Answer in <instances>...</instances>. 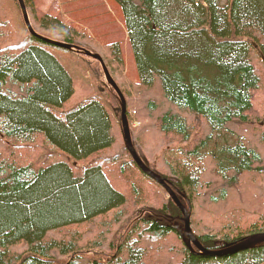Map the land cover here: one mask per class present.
Wrapping results in <instances>:
<instances>
[{
  "label": "trees",
  "instance_id": "16d2710c",
  "mask_svg": "<svg viewBox=\"0 0 264 264\" xmlns=\"http://www.w3.org/2000/svg\"><path fill=\"white\" fill-rule=\"evenodd\" d=\"M115 1L138 70L136 101L151 120L152 148L156 138L160 147L171 137L156 160L130 130L137 154L170 179L192 216L195 202L228 218L231 203L239 206V219L223 226L219 216L213 218L219 226L194 219L204 249L264 232V139L253 145L249 131L238 130L250 124L264 75V0ZM23 2L35 34L19 0H0V264L264 263V242L220 255L184 244L180 208L129 154L120 98L101 63L84 52L101 55L129 99L119 43L103 52L73 26L38 12L33 0ZM158 91L160 106L148 95ZM12 146L33 147L40 159L16 157ZM133 170L162 187L165 202L144 205L140 189L126 181ZM205 175L213 180L207 186ZM246 182H253L251 190L260 186L250 198ZM251 211L262 214L241 226L250 217L241 214ZM97 231L105 235L100 240Z\"/></svg>",
  "mask_w": 264,
  "mask_h": 264
},
{
  "label": "rangeland",
  "instance_id": "374dc122",
  "mask_svg": "<svg viewBox=\"0 0 264 264\" xmlns=\"http://www.w3.org/2000/svg\"><path fill=\"white\" fill-rule=\"evenodd\" d=\"M221 1L223 3L224 0ZM54 3L55 4L53 5V7L51 6L50 8L47 9V11L50 12V15L56 17L58 16V18L61 19L63 22L73 26L79 33H83L85 36H87L94 45L101 47L102 49L100 50H102L103 52H104L103 47L105 45L110 44L111 42L119 43L123 56V63H124L123 76L121 77L120 80L121 83H123V85L127 88L129 95L131 94L130 95L131 98L128 99L125 97V93L122 92L125 102V112L129 114V119L127 118L129 131L131 130L132 136L134 137L138 145L144 144L142 145L143 150L147 152V149H152L151 155H154L156 160H159V154L161 152V148L166 145L165 141L171 137L170 136L164 137L163 139L165 141L163 142V145L160 147H159V137L156 138L155 144H157V147L156 148L154 147V149L152 148L151 143L154 144V141L149 136L150 129L149 127H147L148 124H150L151 120L147 118L146 115H144L145 113L144 103L136 101V97L134 94L135 92L134 84L138 82V70H137L134 54L132 51V47L127 35V29L125 22L123 20L122 10L120 6L116 3L115 0H58L57 2L55 0ZM55 6H57V9H55ZM35 7L38 10V12L45 13L40 9H38L36 5ZM100 80L102 82H105L104 75H101ZM148 95L150 99H154V102L158 106L162 104L161 101L162 98L159 91L158 93H156V95L153 94L152 95L148 94ZM80 96H81L80 94L77 95L68 104H72L76 102ZM253 98L254 99H253L252 109L248 112V118L250 124L239 126L238 130L243 131V133L246 130H248L250 142L253 145H255L256 143L264 139V75L260 87L257 90H255L253 94ZM117 108L118 110H120L121 102L117 105ZM193 125L195 126V128H198V133L202 131V125L199 121L194 120ZM121 140L123 142V135ZM131 142H132V138H131ZM175 145H177V143H174L172 146ZM9 149L11 152L14 153L16 157L23 156V157H33L37 160L40 159L39 151L33 149V147L12 146ZM262 155H264V152ZM141 160L152 170V168L148 164L149 162L146 159L141 158ZM156 173L159 174L158 172ZM162 177H164L165 179L168 180L169 183H171L170 179H168L165 176ZM248 178L250 177L248 176L245 180H248ZM259 180L262 183H264L261 179ZM126 181H128V184L130 186H134L140 189V191L142 192L141 196L146 201V204L144 203V205L153 206L155 204L165 202V198L167 197V195L165 194L166 192L162 189V187H160L159 185L155 184L152 181L147 180L145 177L142 176V174L139 171L133 170L131 172H128L126 174ZM207 181H209V183H207ZM211 181H213L211 180V176L205 175V179L203 182L204 186L211 184ZM246 187L248 189L247 191L248 198H250V196H252L257 191V189H259L260 186L256 184L253 190H251L253 187V182H246ZM206 198H208V195H206ZM206 198L201 196L198 201H200V203L201 202L205 203L207 201ZM238 208L239 206H237L234 202L231 203L230 212L232 217L230 218L224 217V215H217L209 207L207 208H205V206L202 207L201 205H198L196 202L193 203V212H194L193 215L195 216H192V213L190 212V207L186 208V211L189 212V222H191L190 218L192 220L190 227L192 232L194 233L193 231L194 228L193 226L195 225L194 219L196 223H199L197 225L201 224L204 226L205 225L219 226L218 224H215V221H213L214 217L219 216L221 217V222L219 224L223 226V224L230 221L231 218L239 219V216H237L234 213V211L237 210ZM263 210H264V204H262L261 210L259 211H263ZM254 214L256 213L252 211L243 212L240 218L242 216H250V217L244 219L242 223L239 222L240 225L243 227L247 226L251 222L257 220L259 214L262 213L258 212V215L251 216ZM262 217H264V215H262ZM215 230L223 231V229L221 228ZM92 236H93V232H92ZM94 236L96 237L99 236L98 231L94 234ZM103 236L105 235H102V237ZM102 237L99 236L97 240H100ZM191 246L194 247L193 244Z\"/></svg>",
  "mask_w": 264,
  "mask_h": 264
},
{
  "label": "water",
  "instance_id": "95a60500",
  "mask_svg": "<svg viewBox=\"0 0 264 264\" xmlns=\"http://www.w3.org/2000/svg\"><path fill=\"white\" fill-rule=\"evenodd\" d=\"M19 4L21 7V11H22L23 18H24V21H25L27 28L29 29V31L32 34H35L31 25H30V21H29L28 14H27L23 0H19ZM49 41H51V40H49ZM51 42L58 44L60 46H63L65 48L76 49V47H74V46H70L68 44H64L61 42H55V41H51ZM84 52L86 55L91 56L94 59H97L101 63V66H102V69H103V72H104V75H105L107 82L113 87V89L116 91L117 95L120 98V102H121V108H120V110H121V124H122V131H123L122 135H123V141L125 143V147L128 150L129 154L131 155L133 160L136 162L139 169L141 171H143L145 174H147L149 177H151L153 180H155L157 183H159L166 190L167 194L172 198L174 203L180 208L182 215H183L182 219H183V223H184L182 230L180 231V234H181L182 240L185 243V245L188 248H190L191 251H194V249H196V250H198L204 254L206 253V254H211V255H220V254H225V253H229V252H235V251H238L241 249L251 248V247H254L256 244L264 242V232H260V233L248 235V236L242 238L241 240H239L238 242L226 244L223 248H220L216 251L207 250L201 246V244L198 242L197 238L195 237L194 233L191 230L190 222H189V212L186 211V208L182 205V203L178 199V196L176 194L175 189L171 186V184L168 182L167 179H165L161 175H159L156 172H154L153 170H151L141 160V158L137 155V153H136V151L132 145V142H131L130 131H129V126H128V122H127V118H126V112H125L124 97H123L122 92L120 91L119 87L117 86V84L114 82V80L110 76V73H109L106 65L104 64L102 57L99 54L92 53L88 50H85ZM192 244L194 245V247L191 246Z\"/></svg>",
  "mask_w": 264,
  "mask_h": 264
},
{
  "label": "crops",
  "instance_id": "0c3cea01",
  "mask_svg": "<svg viewBox=\"0 0 264 264\" xmlns=\"http://www.w3.org/2000/svg\"><path fill=\"white\" fill-rule=\"evenodd\" d=\"M33 1H34L35 5L37 6L38 9H40L41 11L48 13V14H50V12H48L47 9L50 8L51 6L53 7V5L55 4L54 3L55 0H33ZM57 1L58 0H56V2ZM55 9H57V6H55ZM51 14H53V13H51Z\"/></svg>",
  "mask_w": 264,
  "mask_h": 264
},
{
  "label": "bare ground",
  "instance_id": "6f19581e",
  "mask_svg": "<svg viewBox=\"0 0 264 264\" xmlns=\"http://www.w3.org/2000/svg\"><path fill=\"white\" fill-rule=\"evenodd\" d=\"M173 187V186H172ZM176 194H177V192H176ZM183 205V204H182ZM184 206V205H183ZM185 207V206H184Z\"/></svg>",
  "mask_w": 264,
  "mask_h": 264
}]
</instances>
